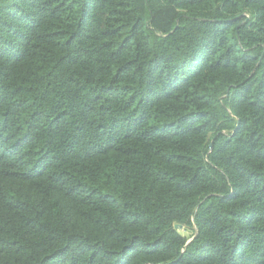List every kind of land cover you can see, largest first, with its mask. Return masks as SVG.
Segmentation results:
<instances>
[{
    "label": "trees",
    "instance_id": "16d2710c",
    "mask_svg": "<svg viewBox=\"0 0 264 264\" xmlns=\"http://www.w3.org/2000/svg\"><path fill=\"white\" fill-rule=\"evenodd\" d=\"M0 264H264V0H0Z\"/></svg>",
    "mask_w": 264,
    "mask_h": 264
}]
</instances>
